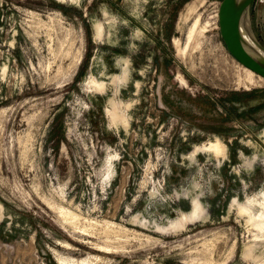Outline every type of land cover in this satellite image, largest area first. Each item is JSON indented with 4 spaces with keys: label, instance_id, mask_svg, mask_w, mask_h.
Instances as JSON below:
<instances>
[{
    "label": "rangeland",
    "instance_id": "obj_1",
    "mask_svg": "<svg viewBox=\"0 0 264 264\" xmlns=\"http://www.w3.org/2000/svg\"><path fill=\"white\" fill-rule=\"evenodd\" d=\"M220 2L0 0V264H264V80Z\"/></svg>",
    "mask_w": 264,
    "mask_h": 264
},
{
    "label": "water",
    "instance_id": "obj_2",
    "mask_svg": "<svg viewBox=\"0 0 264 264\" xmlns=\"http://www.w3.org/2000/svg\"><path fill=\"white\" fill-rule=\"evenodd\" d=\"M252 3L253 0H221L217 24L228 54L241 66L264 79V48L250 28Z\"/></svg>",
    "mask_w": 264,
    "mask_h": 264
},
{
    "label": "bare ground",
    "instance_id": "obj_3",
    "mask_svg": "<svg viewBox=\"0 0 264 264\" xmlns=\"http://www.w3.org/2000/svg\"><path fill=\"white\" fill-rule=\"evenodd\" d=\"M195 26H194V28L190 31V37H189V39L191 40V38H192V35L194 34V32H195ZM96 33H97V36L98 37H100V35H101V33H102V27L101 26H98V27H96ZM248 70V69H247ZM248 71H250V70H248ZM251 72V71H250ZM251 73H253V72H251ZM254 74V73H253ZM256 76V75H255ZM259 77V76H258ZM261 78V77H260ZM262 79V78H261ZM264 80V79H263ZM101 87V86H100ZM217 147V149H219L220 151L222 150V146L219 144V143H217L216 144V146H215V148ZM210 148H211V146H210ZM211 150H212V148H211ZM214 150H216V149H214ZM208 151V150H207ZM215 152V151H214ZM213 152V153H214ZM196 201V200H195ZM193 202V201H192ZM200 207V205H198V202H194L193 203V212H191L190 214H189V216H188V218L191 220V219H194V218H196V216L197 215H199L200 213H201V209L199 208ZM262 207H263V210H264V204H262ZM242 212H247L248 214H249V209H242ZM251 215V214H250ZM187 216V215H186ZM186 216H184L185 218H187ZM253 217V216H252ZM263 217H264V212H263ZM184 218V219H185ZM250 218V217H249ZM183 220V219H182ZM186 220V219H185ZM253 219L252 218H250V221H252ZM259 220V219H258ZM254 222V221H253ZM252 222V223H253ZM174 225H181L182 224V222H174L173 223ZM255 226L256 227H258V228H263L264 227V224H261L260 225V223L258 224V222L255 224ZM60 261V260H59ZM64 261V260H63ZM70 263H72V262H70ZM59 264H67V263H65V262H60ZM72 264H78V263H72ZM85 264V263H84Z\"/></svg>",
    "mask_w": 264,
    "mask_h": 264
}]
</instances>
